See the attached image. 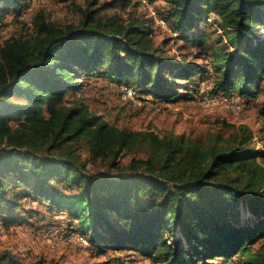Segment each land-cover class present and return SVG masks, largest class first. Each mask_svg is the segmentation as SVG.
Returning a JSON list of instances; mask_svg holds the SVG:
<instances>
[{
    "label": "trees",
    "instance_id": "16d2710c",
    "mask_svg": "<svg viewBox=\"0 0 264 264\" xmlns=\"http://www.w3.org/2000/svg\"><path fill=\"white\" fill-rule=\"evenodd\" d=\"M130 1L93 0L76 7L77 23L65 25L38 9L29 32L0 46L4 225L17 220L20 203L12 191L19 187L48 211L81 222L87 243L99 251L131 249L153 264H264V147L252 145L248 127L224 124L237 134L204 143L118 128L82 101L64 100L79 89L80 76L97 73L132 81L136 91L169 102L183 96L177 76L206 72L154 47L149 20L140 13L108 12ZM161 1L173 30L187 41L209 14L219 19L232 51H210L212 94L254 97L262 84L264 94V0ZM29 4L0 0V21ZM78 146L89 163L99 161L107 171L89 174ZM128 153L141 156L123 165ZM0 264L17 262L1 252Z\"/></svg>",
    "mask_w": 264,
    "mask_h": 264
},
{
    "label": "rangeland",
    "instance_id": "374dc122",
    "mask_svg": "<svg viewBox=\"0 0 264 264\" xmlns=\"http://www.w3.org/2000/svg\"><path fill=\"white\" fill-rule=\"evenodd\" d=\"M93 0H30L29 7L18 13H6L0 21V46L10 37L24 35L31 30L34 12L42 9L49 19L58 25L77 23L80 13L77 6L86 7ZM109 0H97L100 4ZM125 9H112L126 18L129 11L140 13L149 20L154 47L175 61L194 62L205 68L204 73L193 75L192 79L176 77L182 97L166 102L136 91L131 82L117 83L97 73L80 76V87L74 94L65 93L64 100H80L90 112L101 115L109 124L126 130L151 131L160 136L183 135L186 139L204 143L214 142L220 137L228 140L237 134L236 129L225 127L244 125L252 132V145L264 147V94L260 91L254 97H240L211 91L214 72L210 51L219 53L232 51L219 27V19L212 13L199 25V31L185 40L179 31H174L172 20L167 17V5L161 1L131 0ZM205 43L197 47L190 41ZM205 48V50L203 49ZM133 89L131 100L124 101L125 89ZM76 154L87 161L89 174L105 173L107 165L96 161L89 163V156L83 146ZM140 153L125 154L121 163L125 165ZM57 191L62 192L57 184ZM25 188H15L12 195L19 199L20 207L15 212L17 219L4 225L0 214V253L7 252L17 264H153L150 259L136 251H99L87 242L81 222L72 220L57 210L52 212L32 198H25ZM72 194V193H70ZM21 210V211H20ZM32 215H34L32 217ZM249 216V215H248ZM32 217V218H30ZM80 233L83 241L77 236ZM71 238L69 242L68 239Z\"/></svg>",
    "mask_w": 264,
    "mask_h": 264
},
{
    "label": "built area",
    "instance_id": "2783aa9c",
    "mask_svg": "<svg viewBox=\"0 0 264 264\" xmlns=\"http://www.w3.org/2000/svg\"><path fill=\"white\" fill-rule=\"evenodd\" d=\"M125 89V88H124ZM133 89L131 88V89H125V91H124V95H122V98H123V100L124 101H128V100H131V97H132V95H133ZM135 94V93H134ZM77 236H79V238L83 241L84 239H82L83 237L81 236V235H77ZM68 237H70V236H68ZM71 238L72 237H70L69 239H68V241L70 242L71 241ZM85 245H87V242H85Z\"/></svg>",
    "mask_w": 264,
    "mask_h": 264
}]
</instances>
